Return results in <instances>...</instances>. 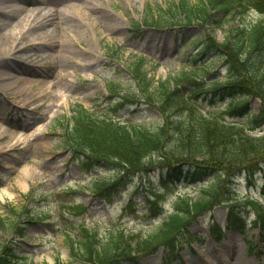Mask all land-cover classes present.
<instances>
[{"label":"rangeland","instance_id":"rangeland-1","mask_svg":"<svg viewBox=\"0 0 264 264\" xmlns=\"http://www.w3.org/2000/svg\"><path fill=\"white\" fill-rule=\"evenodd\" d=\"M189 1L195 3L197 0ZM178 2L0 0V7L6 10L0 12L3 18L12 12L22 15L23 7L38 6L33 13L28 11L31 26L24 27L17 40L20 47L32 45L25 51L14 50L10 55L19 54L16 59L28 63L31 69L47 72L46 83L39 85L33 83L38 79L33 73L17 71L14 69L15 61L8 59L6 62L4 57H0V69L10 72L7 77L0 74V216L8 222L22 212L25 213L21 218L41 212L48 218L46 223H52L31 224L26 237L18 242L13 241L12 230L0 227V244H16V256L23 251L33 264H54L57 259L68 257V236L65 235L70 233L73 225L85 223L98 226L101 235H104L106 228L116 229L119 226L130 233L142 234L162 219L163 214L152 216L141 190L137 192L140 194L133 208L124 206L132 192H117L107 200L93 196L86 188L89 180L97 175L108 177L109 173L104 166L89 170L73 159L68 150L61 146V130L57 125L66 124L71 114L69 108L76 103L99 114L149 126H156L162 121L155 111L144 104H114L105 81L108 77L123 83L128 81L125 68L135 55H147L148 61L143 67L154 80L165 78L187 64L183 55L177 52L180 43L174 42L169 34L155 29H144L141 34L129 31V18L140 21L147 3L165 10L177 6ZM209 10L213 14L211 19L201 21L193 13L192 22L199 24L202 34L210 33L219 40H223L230 26H235L241 19L247 24L261 19L253 10L226 18L218 17L220 6ZM38 11L50 14L42 16ZM177 16L183 17V14ZM193 31V27L186 29L187 34ZM49 39H55L51 47L46 45ZM109 47L110 53L117 49V54L113 53L111 58L108 55ZM57 53L58 58L55 57ZM29 84L33 85L36 97L26 102L16 98ZM205 105L210 106L208 102ZM251 108H256L254 98L251 99ZM149 173L145 179L158 186L157 170ZM262 182L259 174L256 188L251 187L244 176L232 184L235 185L236 195L250 194L264 201L260 192ZM130 188L131 185L128 186ZM185 189L193 190L181 181L178 191ZM163 190L159 187V191H166ZM175 194L176 191H166L162 201L163 210L170 209ZM158 199L160 201L161 198ZM61 200H66V203L62 204ZM79 202L86 209H77ZM11 205L17 206L12 210L14 212L9 210ZM225 211L224 205H218L212 212V220L206 214L199 222L191 224L189 232L193 234L198 231L200 235L196 234L192 238L195 242L191 246H184L178 252L177 260L171 264H264V240L260 230L251 225L252 211L244 215V233L228 230L218 242L208 235L207 227L211 222L224 227ZM251 244L257 246L253 253H249ZM161 254L162 249H159L139 259L137 264H161Z\"/></svg>","mask_w":264,"mask_h":264},{"label":"trees","instance_id":"trees-1","mask_svg":"<svg viewBox=\"0 0 264 264\" xmlns=\"http://www.w3.org/2000/svg\"><path fill=\"white\" fill-rule=\"evenodd\" d=\"M214 6L221 8L217 14L219 18L250 10L262 13L264 17V0H197L195 3L179 0L175 7L158 9V15L146 7L144 24L170 29L175 26L173 30L192 50L185 54L190 65L155 84L146 77L140 59L130 63L129 70L137 88L127 89L125 99L142 101L156 109L164 118L163 124L153 128L129 122L116 123L77 107L70 122L64 126L63 142L74 155L84 156L87 162L100 160L112 166L113 174L109 180L96 179L90 183L89 189L94 194L107 196L119 188L124 189L132 175H143L153 167L154 161H157L160 173L165 174L161 177L163 183H177L179 175L197 181L202 176L212 175L215 170L218 174L203 182L205 185L197 189V195L176 196L171 211L146 233H130L119 226L105 229L101 235L96 228L79 225L74 234L66 235L70 257L58 259L54 264H126L155 251L158 245L172 250L180 243L179 236L187 234L186 228L191 221L211 209L214 203L233 197L223 190L224 174L232 176L241 169L251 174L255 166L263 167L264 132L250 135L246 130L261 129L264 125V19L248 24L241 19L235 26H230L222 41L210 33L201 36L196 31L187 36L179 31L197 25L192 23L193 13L201 21L211 19L213 14L209 8ZM179 14L183 17H178ZM131 26L139 27L134 20ZM219 62L225 67L221 76L220 68L216 66ZM107 88L111 94L120 92L119 83L114 81L107 82ZM201 95L212 101L222 100L225 109L205 110L199 104ZM253 96L259 101L254 112L250 102ZM226 113L244 117L247 127L237 119L228 120ZM146 195L150 210L161 212L155 199L161 195ZM242 200L231 201V216L239 219L234 207ZM134 201L129 197L127 206ZM244 203L255 209L257 219L264 226V209L247 199ZM229 219L236 221L235 217ZM0 227L10 228L17 234L24 228L15 219L7 222L3 218H0ZM12 254L9 244H0V264H33L22 257H16L10 263Z\"/></svg>","mask_w":264,"mask_h":264},{"label":"bare ground","instance_id":"bare-ground-1","mask_svg":"<svg viewBox=\"0 0 264 264\" xmlns=\"http://www.w3.org/2000/svg\"><path fill=\"white\" fill-rule=\"evenodd\" d=\"M7 2L8 0H3ZM38 6L32 7V8H22L23 14L22 15H17L14 12L10 13L6 18L0 17V57H4L6 59V62L8 59H12L11 62L15 61L14 69L17 71H21L23 73H33V75L36 76L37 81L33 82L39 85H43L46 83L45 77L47 76V72L45 70L38 71L36 69H31L28 66V63L23 62L19 59H16L17 55H10L11 52L16 50V52L20 51H25L29 46L32 45V43L29 44V46L25 47H20L17 44L18 37L21 33V31L24 29V27L28 26L30 27L31 23H29L30 18H29V13H33L37 10ZM21 9V8H20ZM4 12L3 6L0 7V12ZM39 15L42 16H49L50 13L43 12V11H38ZM30 25V26H29ZM38 37V36H36ZM55 39H49L46 45L48 47H51L53 45ZM56 58L59 57V54L57 53L55 55ZM10 62V63H11ZM0 74L1 76L7 77L10 75V72L0 69ZM20 79L25 78V77H19ZM53 83L51 82L50 85ZM32 84L26 85L20 94L16 95V98L21 99V101H29L33 100L36 97V94L34 92V89L32 87ZM38 108V107H37Z\"/></svg>","mask_w":264,"mask_h":264}]
</instances>
